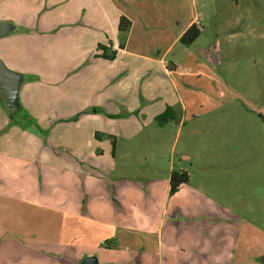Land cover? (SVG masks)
<instances>
[{
  "label": "crops",
  "instance_id": "0c3cea01",
  "mask_svg": "<svg viewBox=\"0 0 264 264\" xmlns=\"http://www.w3.org/2000/svg\"><path fill=\"white\" fill-rule=\"evenodd\" d=\"M143 1L0 0V22L30 29L13 33V25H9L10 31L0 36V58L9 68L54 78L58 93L84 95L71 106L74 109L101 107L106 113L124 114L110 121L106 113L95 109L85 119L80 118L68 128L69 140L78 143L71 144L72 153L41 146L44 148L38 151L36 161L43 169L71 180L85 174L89 179L87 195L84 200L70 197L64 207H53L54 214H46L40 208L50 207L36 200H5L9 207L16 206L14 200L22 204L11 209L17 223L2 232L10 238L0 239V264H80L91 255L104 264H264L260 261L264 257L263 228L240 217L204 214L198 207L190 208L191 204H202L198 196L188 201L182 198L170 206V174L186 170L183 165H172L168 170L162 199L155 196L158 180L149 175H125L115 166L118 155L136 157L137 162L150 141L155 142L150 146L155 154L164 153L166 137L147 132V127L158 125L155 117L169 106L176 109L178 118L160 127L173 122L181 125L189 116V120H196L228 104L236 108L220 99L225 92L213 84L217 81L215 69L228 56L227 47H239L245 55L264 54V17L251 7L243 8L228 23L213 22L211 28L198 24L196 16L175 24L167 6H158L157 0L141 6ZM251 1L260 4L264 12L262 0ZM237 2L239 7L241 0ZM122 15L131 20L126 31L118 27ZM192 24L200 28L193 43L208 33L206 46L181 59L173 48ZM17 41L37 48V55L31 56L32 52L23 48L16 53ZM99 45L105 46L107 53L114 51V57L101 55ZM184 78H197L198 85L191 86ZM182 82L187 95L186 90L181 91ZM33 84L40 88L47 82L27 83L25 87ZM195 89L204 100H194ZM239 94L237 91L235 96ZM39 117L44 124L56 118L47 113ZM100 119L107 124L118 120L122 126L106 127L107 134L114 136V148L108 138L95 146L91 122ZM233 120L240 121L244 126L240 136H246L248 118ZM79 130L82 133L76 134ZM55 140L63 143L65 138L55 134ZM109 153L114 158L111 166ZM93 157L105 158L98 169L90 161ZM189 183L190 175L178 193ZM143 189L148 190L144 196ZM45 221L50 222L47 227L41 223Z\"/></svg>",
  "mask_w": 264,
  "mask_h": 264
},
{
  "label": "rangeland",
  "instance_id": "374dc122",
  "mask_svg": "<svg viewBox=\"0 0 264 264\" xmlns=\"http://www.w3.org/2000/svg\"><path fill=\"white\" fill-rule=\"evenodd\" d=\"M148 1L144 0L141 6ZM262 1L264 5V0ZM155 4L167 6L173 13L175 24H182L185 19L196 16L198 24L204 23L211 28L213 22L228 23L240 15L243 8L251 7L264 17L260 4L255 5L251 0H241L239 7L237 0H157ZM8 24L13 25V33L30 32V29L15 25L14 22ZM208 36L207 33L203 39L186 47L178 42L173 51L177 52L176 56L179 55L181 59L189 56L191 51L198 54L200 48L206 46ZM15 43H19L14 44L16 53H20L23 48L31 51V56L37 55V48L34 46L18 41ZM226 54V59L215 69L217 81L213 84L224 89L225 94L220 99L232 102L236 108L228 104L196 120H189V116L181 125L177 122L167 127L151 124L147 127V132L163 134L167 139L168 147L164 153L155 154L150 147L155 142L150 141L147 142L148 146H143L137 162L136 157L118 155L115 158V166L117 171H125V175L138 178L140 175H149L158 180L155 196L162 199L165 197L163 193L167 185L168 170L172 165L176 168L183 165L190 175V183L183 191L168 195L170 206L178 200L182 201V198L188 201L198 196L202 204H191L190 208L198 207L204 214L240 217L264 229V54L245 55L239 47L232 50L227 47ZM14 71L18 74L20 83L17 93L13 96V104L6 102L0 88V234L5 228L8 229L17 223L11 209H16L22 204L21 201L14 200L16 206L9 207L5 205V200H20L22 197L36 200L52 209L40 208L45 210L46 214H54L53 207H64L70 197H81L84 200L87 195L88 176L79 174L78 180L66 178L64 174L56 177L59 174L52 169H43L36 161L39 159L38 151L46 146V149H52L53 152L66 150L72 153L71 144L78 143L69 140L71 134L68 128L75 126V122L80 118L85 119L86 114L94 112L95 109L98 113H106L101 107L74 109L71 106L84 95L58 93L54 89L55 80L52 77H41L34 72ZM42 80L47 82L43 87L39 88L35 84L25 87L27 83ZM184 80L191 86L198 85L197 78ZM182 83L181 91L185 93L186 90L187 95L188 89L184 82ZM196 91L195 89L194 100H204L205 96ZM237 91L239 96H235ZM41 113L56 118L51 123L44 124L39 117ZM105 115L110 121L124 116L113 113ZM236 118H248L250 121L246 136H240L244 133V126L240 121L233 120ZM91 124L97 140L94 142L95 146L108 138L114 148V136H109L105 130L106 127L113 126L120 129L122 126L118 125V120L115 124H107L100 119ZM86 127L81 126L82 129ZM75 133L82 132L79 130ZM55 134L65 138L63 143L55 140ZM109 155L111 166L114 164V158L112 153ZM144 157H147V160ZM93 159L90 161L94 162L93 167L96 169L102 160H105L101 157L100 160L96 157ZM139 168L144 173L139 171ZM92 175L99 177L97 174H90L89 177ZM147 192V189H143L142 195ZM41 223L46 225L50 222ZM8 238L10 237L7 234L0 237L3 240ZM260 261H264V257H260Z\"/></svg>",
  "mask_w": 264,
  "mask_h": 264
},
{
  "label": "trees",
  "instance_id": "16d2710c",
  "mask_svg": "<svg viewBox=\"0 0 264 264\" xmlns=\"http://www.w3.org/2000/svg\"><path fill=\"white\" fill-rule=\"evenodd\" d=\"M130 26H131V20H129L126 16L122 15L120 17L118 24L119 30L126 31L129 29ZM199 33H200V28L196 24H192L181 36L180 42L185 45H190L197 39ZM99 48L103 50L101 55H103L104 57H109V58L114 57L115 55L114 51L107 53V51L105 50L106 48L103 45H99ZM177 118H178V114L176 110L172 106H169L165 109L164 112L158 114L155 117V121L158 125L164 126L169 121L175 120ZM188 181H189V173L187 170H182V171L173 170L170 174L169 193L172 195L178 192L181 186Z\"/></svg>",
  "mask_w": 264,
  "mask_h": 264
},
{
  "label": "water",
  "instance_id": "95a60500",
  "mask_svg": "<svg viewBox=\"0 0 264 264\" xmlns=\"http://www.w3.org/2000/svg\"><path fill=\"white\" fill-rule=\"evenodd\" d=\"M10 31V26L7 23L0 22V36L5 35ZM18 74L9 68L0 58V88L8 104H13V96L19 88ZM80 264H104L101 263L96 256H86Z\"/></svg>",
  "mask_w": 264,
  "mask_h": 264
}]
</instances>
